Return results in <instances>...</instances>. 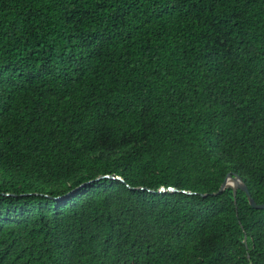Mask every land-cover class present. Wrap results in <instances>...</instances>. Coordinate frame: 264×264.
<instances>
[{"label": "trees", "instance_id": "1", "mask_svg": "<svg viewBox=\"0 0 264 264\" xmlns=\"http://www.w3.org/2000/svg\"><path fill=\"white\" fill-rule=\"evenodd\" d=\"M227 173L264 203V0H0V264H264Z\"/></svg>", "mask_w": 264, "mask_h": 264}, {"label": "water", "instance_id": "2", "mask_svg": "<svg viewBox=\"0 0 264 264\" xmlns=\"http://www.w3.org/2000/svg\"><path fill=\"white\" fill-rule=\"evenodd\" d=\"M226 188H231L234 196H235L236 190H238V189L241 190L246 195L248 203L252 208L264 209V203L258 204L253 200V198L251 197L246 185L244 184V182L242 181V179L239 175L234 174V173L233 174L227 173L225 179L221 183L218 190L215 192H212L211 195L216 196ZM160 190L164 191L163 188H161ZM168 190L174 191V189H172V188H168ZM188 194H190V193H188Z\"/></svg>", "mask_w": 264, "mask_h": 264}]
</instances>
